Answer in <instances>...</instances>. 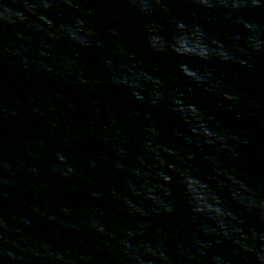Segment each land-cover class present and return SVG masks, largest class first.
<instances>
[{
  "label": "water",
  "instance_id": "1",
  "mask_svg": "<svg viewBox=\"0 0 264 264\" xmlns=\"http://www.w3.org/2000/svg\"><path fill=\"white\" fill-rule=\"evenodd\" d=\"M69 264H264V0H242Z\"/></svg>",
  "mask_w": 264,
  "mask_h": 264
}]
</instances>
